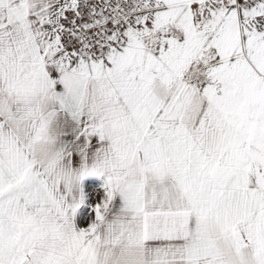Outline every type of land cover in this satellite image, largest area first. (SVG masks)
<instances>
[{"label": "snow or ice", "instance_id": "6c2138e0", "mask_svg": "<svg viewBox=\"0 0 264 264\" xmlns=\"http://www.w3.org/2000/svg\"><path fill=\"white\" fill-rule=\"evenodd\" d=\"M0 264H264V0H0Z\"/></svg>", "mask_w": 264, "mask_h": 264}]
</instances>
